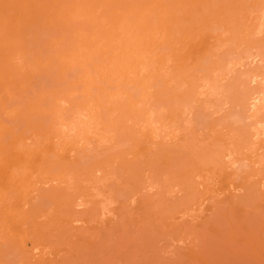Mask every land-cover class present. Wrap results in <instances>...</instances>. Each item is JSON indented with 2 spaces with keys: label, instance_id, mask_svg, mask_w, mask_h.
<instances>
[{
  "label": "rangeland",
  "instance_id": "1",
  "mask_svg": "<svg viewBox=\"0 0 264 264\" xmlns=\"http://www.w3.org/2000/svg\"><path fill=\"white\" fill-rule=\"evenodd\" d=\"M1 1V6L2 3H6L5 0ZM133 1L135 4L141 5L143 10L151 4V0ZM171 1L162 0L163 6L169 7L173 4V2L170 4ZM26 2H21V5L24 6L15 4L17 10L14 11L21 14L14 11L7 13L4 9L6 4L2 6L4 8L0 6L2 8H0V25L3 22L6 23L7 20L5 25L10 23L9 27L0 26V30H6L4 33L0 31L2 33H0V37L4 39H1L0 43V73L4 75L3 72L12 69L9 70L12 72V77L11 74H7L15 82L9 83L5 79L0 85V129L2 131V127L9 128L13 132L12 135L14 134L12 137L15 135L21 137L17 147L21 148L22 145L23 149L32 150V153H34L33 150H42L51 133L58 136V139L53 140V144H50L52 150L46 152V148H43L45 153L43 152L42 155L46 161L44 165H42L43 159L40 162V156H38L39 161L38 159L35 161L36 157L34 159L31 157L35 165L34 168L29 167L32 169V173H30L33 174L32 178L29 176L30 174L27 176V172L31 171L26 166V170L28 169L25 171L27 178L30 177L31 180L29 181L32 182L33 180L37 183H32V185L28 181L29 183L26 184L25 182V184L26 186H30L29 184L35 186L37 190L28 191L32 186L30 188L24 187L27 190L21 188L23 193L28 191L26 196L23 195V199H26V203H28L26 207L34 203V206H31L33 209L29 207V210L33 212L34 207L37 206V211L42 209L43 216L40 211H36L37 213L34 211L32 219L35 221L36 218L39 219L40 223L45 226L51 223L50 226L56 228L48 233V238L60 241L57 246L58 250H61L68 239L75 237L74 235L71 236V232L72 234L74 232V234L78 233V235L76 234V247L83 244L82 249L78 247L81 249H79L80 252L76 250V253L78 252L77 258H74L73 255V258L76 259V263L74 260L75 264H178L179 261L175 260L177 258L175 252H178L179 248V251L181 249L183 251L193 243L199 245L201 236L204 238L203 240L206 236L208 237V233L205 234L206 230H203L205 227L203 223L206 224L210 220L208 222L216 226L221 218L223 221L220 224H225V218L221 217L223 214L231 222L239 216L243 217V222L248 218V223H251V227H249L264 234V201H261L262 198L261 202L258 201L259 197L258 199L256 197L257 200H255V196L250 195L251 201V197L249 196L250 199L247 197V192L249 194L251 192L248 191L247 186L252 185L256 179L254 174L257 172L260 175L264 174V150H262L264 144L260 143L259 139L261 138L258 139L259 142L253 140L254 137L251 140V135H245L249 134L248 131L251 134L254 133L255 129L253 128H256V122L264 120L262 117L264 116V109H260L254 115L248 102L245 104L246 98L251 94L264 91V81H262L264 80V32H262L264 27L260 26L261 33L258 31L259 34H256L257 28H260L257 25H261L258 18L264 10V0H182L181 5L178 4L173 8L175 21L166 25L164 29L159 27L160 31L157 29L159 24L155 25V18L159 12L156 13V9L155 11L149 9L146 16L149 17V23L154 22L151 23L150 31L135 35L134 41L124 45L126 51L123 52L122 48L116 49L118 42L108 43L102 48L100 54L90 53L89 59L82 64L74 56L75 51L74 54H69L68 51L70 50L67 51L70 48L68 45H71L73 41L72 38H69L66 27L54 26L50 20L48 21L50 19L48 18L50 17L49 13H51L49 1L29 0L28 2L26 0ZM29 15L30 18H27ZM154 16L155 18H153ZM93 32H90L93 35L87 33V36L90 34L96 38L97 36ZM91 36L86 41L94 38ZM143 36H147V38H143ZM12 41L18 44L11 43ZM69 41L72 43L70 44ZM232 44L237 48L234 49ZM73 48L74 46H71V52ZM59 50H62V56L67 53V57L70 55L71 58H66L67 64H65L64 69L60 70H58L60 67H57L58 55L59 53L61 55ZM78 52L77 49L76 54ZM102 52L105 53L102 54ZM251 54L258 55L255 63H251L249 60ZM72 55L73 57H71ZM114 56H116L113 60L114 64L111 65L109 59ZM7 57L8 59H6ZM56 58L57 64L54 60ZM9 59L11 64H8L10 67L7 69ZM232 60L234 65L230 63ZM68 61L70 62L68 63ZM137 62H140V65ZM229 64L233 65L234 70L227 71L232 68ZM219 66L224 68V70L220 69L222 75ZM14 67L17 69L14 70ZM98 69L106 70L96 73ZM25 70L27 74H24ZM30 70L32 71L30 72ZM255 72L258 75L256 78L258 80L256 82L255 79L254 83H251L249 82L251 80L250 75L255 74ZM118 73L124 75L119 77ZM202 75L208 76L209 79L220 78L219 82L217 81L218 84L216 83V88L225 87L229 89L228 95L225 94V97L210 96L211 92L208 93L206 90V95H198V92L204 91L203 89L201 91L200 87V82L204 78ZM196 77L199 78V81ZM249 77L250 80H248ZM192 79L196 81L193 80V82ZM19 81L21 84L23 82L22 89L19 88L21 86H19L20 83L18 84ZM195 85H199L200 89ZM182 88L183 90L180 92L179 89ZM5 89L9 91L6 92L7 94L4 93ZM251 90L254 92L252 91L249 95ZM225 91L227 92V90ZM218 92L216 94L219 95ZM220 92L222 94V91ZM193 94L197 96L195 99L190 98L194 96ZM37 95H40L38 99ZM258 97L261 98L262 96L259 95ZM190 101L194 103L192 104ZM33 104H37L38 110L30 112V109H27L31 106H28H33ZM178 104L185 105L181 107ZM259 104L262 105L264 102L261 101ZM262 106L261 108H264ZM246 108H249L250 111ZM80 112L82 115L85 113L87 118H82L85 117L84 115L79 117L80 119L77 118L76 114ZM66 125H74L73 132H68L63 127ZM3 132L4 134L1 135L5 136H0V145L8 146L5 149L8 154L11 149L14 150V145L10 144L13 138L9 132ZM258 145H261L259 151L256 149L259 148ZM21 149L18 150L21 151ZM225 149L233 153L230 159L226 160V158L221 157V153H223L221 151ZM11 159L14 160L15 158ZM230 161L234 163L232 164ZM37 164V167L39 164L41 165L40 168L44 167L43 174L40 176L42 169L39 168L40 173H38ZM61 169H63L62 174ZM96 170L98 171L96 172ZM221 172L222 174H220ZM223 172L229 175V179ZM61 175H63V179H61V183H63L60 187L64 192L60 190L59 195L65 197L67 193L74 195L76 192L80 195L81 200L75 196L77 194L74 195V199L77 198L76 203L83 204L81 205L83 210L81 207L78 209L74 206L75 202L73 201L75 200H70L73 199L71 194L69 196L72 197H69V200L73 205L70 209H65L63 206V210L60 208L61 205L58 207L60 209L57 210L58 205L55 203L58 202L57 197L48 199L52 198L48 194L52 192L50 190L45 193V190H49L50 184L54 186L58 182L57 178ZM54 176H57L56 179ZM50 177L55 180L53 183L49 181V179L52 180ZM42 182L46 183L47 188ZM203 184L204 187H202ZM250 185L249 190L253 187ZM38 187L42 190L39 191ZM244 187L247 189L242 190ZM35 188L33 187V189ZM51 188L53 189V187ZM191 188H193L192 191ZM197 189L198 191H196ZM224 193L226 195H223ZM46 194L47 197H45L48 200L41 197ZM59 195L58 197H60ZM232 196L234 198L235 196H242V198L245 196L248 201L253 202L254 200L257 207L247 201L248 205L246 206V202H244L246 199L243 201L241 198H236L241 199L240 201L244 203L236 202ZM222 197L225 198L222 199ZM27 198L30 199V202ZM65 198L62 199L66 200L68 197ZM146 198L152 203L147 207L145 205ZM228 198L230 201L233 198L236 203L243 206L230 209V203H226ZM51 200L56 201L52 202ZM234 201L233 204H235ZM200 202L201 207L198 205ZM224 202L226 206H224ZM29 203L31 204L29 205ZM218 205L222 206L219 207ZM227 205L230 206L229 209ZM73 206L77 213H74L76 211L72 209ZM55 207L56 210H54ZM175 208L179 209L176 210ZM214 209H216L215 212ZM62 210L66 211L65 215ZM70 212L74 217L75 215L78 217L83 215L79 218L83 219L81 222L79 221L80 223L68 221L71 226H76V230L80 228L79 231H87L83 232L85 234L82 236L83 239L80 236L82 241L78 237L82 232L73 230L74 227L71 229L65 219L66 225L64 227L66 226V228L64 232L62 231L64 228L61 217L64 218L69 213L70 218H74ZM35 213L37 215H34ZM244 217L246 218L244 219ZM66 218L69 219L68 216ZM214 220H217L218 223ZM238 221L237 218L236 222L238 223ZM233 222L232 224H234ZM220 224L219 226L222 228ZM67 225L70 229L67 228ZM212 225L210 224L211 227ZM47 226L49 227V224ZM210 226L208 224L206 228ZM229 226L230 224L228 227L224 225L225 228H229ZM59 227L63 229L60 230ZM25 229L28 231V225L23 228L24 232ZM223 229L220 231L224 232ZM232 229L229 231L231 232ZM67 230L69 234L68 232L66 234ZM26 236L27 233L25 232L23 240L26 239ZM63 237L65 240L68 237L67 241H64ZM215 237L217 240V235ZM122 238L124 239L122 240ZM236 238L234 240H237ZM28 240L27 238V248L31 246ZM135 240L139 241L140 244L136 245L137 241L134 242ZM214 242L217 243L218 240H214ZM225 243L222 242L223 245H226ZM234 243L236 244V242ZM116 245L117 247L121 245L118 249L116 247L120 252L114 250ZM193 245L191 247H195ZM227 245L226 248L225 246L224 248L223 246L220 247L221 250L226 249L227 251L230 244ZM232 248L234 249V247ZM226 251L225 254L224 251H220V253L223 252L222 255L224 254L222 256L223 261H220L221 255L217 254L220 256L218 258L216 255L218 252L215 251V258L216 260L220 259L221 264H226L228 261L227 264H230L235 260H233L235 257H229L235 256L229 255L231 249L228 250L229 253L227 252L229 256H227ZM127 255H132V258L129 256L128 259ZM239 255L241 257V253ZM210 258L211 261H214L212 264H215L216 260ZM3 260L15 263L16 254L6 255ZM157 261L161 262L157 263Z\"/></svg>",
  "mask_w": 264,
  "mask_h": 264
},
{
  "label": "bare ground",
  "instance_id": "2",
  "mask_svg": "<svg viewBox=\"0 0 264 264\" xmlns=\"http://www.w3.org/2000/svg\"><path fill=\"white\" fill-rule=\"evenodd\" d=\"M1 1V0H0ZM22 1H25L26 2V0H5L4 2H6V3H2V6L3 5H5V8L4 7H2L1 6V3H0V6L2 7V8H4L5 9V11H7V13H9L10 11H14V10H17V9H15L16 7V5L17 4H20V6H24V5H21L22 3ZM28 2H29V0H27ZM31 1V0H30ZM33 1V0H32ZM49 1V5H50V7H51V13H49V15H50V17H48V18H50V19H48V21L50 20V22H52L51 24H53L54 26H59V27H62V26H64V27H66V29L68 30V34H69V38H72V41H73V43L72 42H70V44L72 43V44H74V45H68L70 48L69 49H67V51L68 50H70V51H68V52H70L69 54H74L75 53V55L74 56H76V58H78V60H76V61H78V62H81L80 64H82V63H84L85 61H87L88 59H89V57H88V55L90 54V53H96V54H100L101 53V51H102V48L103 47H105L108 43L110 44V43H114V42H118V46H117V48L116 49H121L122 48V50H123V52L124 51H126V46H124L126 43H128V42H130V41H134V37H135V35H141L142 33H146V32H148V31H150V29H151V27H152V25H151V23H149V17L148 16H146V13H147V11L150 9L151 11H155V9H156V13H158L159 12V14H158V16L155 18V16L153 17V18H155L156 19V21H155V25H158V27H157V29H158V31H160V29H159V27L160 28H162V29H164V27L166 26V25H169L170 23H172V22H174L175 21V15H174V13H173V8H174V6H176V5H178V4H180L181 5V1L182 0H172L171 1V3L170 4H172V2H173V4L172 5H169V7L168 6H166V7H164L163 6V3H162V0H151L150 1V6L148 7V8H145L144 10L143 9H141V5H139L138 3L137 4H135V2L133 1V0H48ZM1 2H3V0L1 1ZM24 3V2H23ZM27 3V2H26ZM35 3V2H34ZM16 4V5H15ZM27 4H29V3H27ZM33 4V3H32ZM36 4V3H35ZM28 6V5H27ZM153 6V7H152ZM0 7V8H1ZM151 7H152V9H151ZM1 8V9H2ZM154 8V9H153ZM100 9V10H99ZM167 9V11H165ZM21 10V9H20ZM99 10V12H97ZM2 11V10H1ZM14 12H18V11H14ZM259 12H261V11H259ZM19 13V12H18ZM98 13V14H97ZM258 13V12H257ZM19 14H21V13H19ZM23 15H24V13H22ZM260 14V13H259ZM98 15V16H97ZM15 16V15H14ZM28 16V15H27ZM26 16V17H27ZM11 18H12V16H11ZM17 18V17H16ZM27 18H30V15H29V17H27ZM26 18V19H27ZM32 18V17H31ZM151 18V17H150ZM134 21H133V20ZM152 19V18H151ZM259 22H261V25L259 24V25H257L258 27H264V26H262V25H264V10H262V12H261V15L259 16ZM258 19H257V24H258ZM132 20V21H131ZM157 20H159V22H157ZM131 21V22H130ZM152 21V20H151ZM7 22H8V20H7ZM6 22V23H7ZM9 22H10V19H9ZM14 22H15V20H14ZM6 23H2L0 26H3L4 25V27L6 26L5 24ZM154 23V22H153ZM152 23V24H153ZM158 23V24H157ZM10 23H8L7 24V26L9 25ZM6 26V27H7ZM3 27V29H5ZM9 27V26H8ZM261 27L258 29L257 28V32H256V34L258 33L259 34V32H260V30H261ZM7 29V28H6ZM88 29V30H87ZM138 30V31H137ZM0 31H2V30H0ZM4 31L6 32V30H3L2 32L4 33ZM93 32V33H95L94 35H96L97 37L95 38L94 36V38L91 36V35H93V34H91L90 32ZM137 31V32H136ZM259 31V32H258ZM262 32H264V30H262ZM1 33V32H0ZM87 33H90V34H88V36H87ZM255 33V32H254ZM261 33V32H260ZM2 34V33H1ZM0 34V35H1ZM94 39H89V40H91V41H86V39H88L90 36ZM164 35V34H163ZM6 36V35H5ZM146 38H147V36H145ZM144 36H143V38H145ZM1 37H0V43H1ZM7 39V38H6ZM2 40H4V39H2ZM8 40V39H7ZM103 40H104V42H103ZM8 42V41H7ZM10 42V41H9ZM16 42V41H15ZM17 42H19V41H17ZM11 43H14V41H12ZM21 43V42H20ZM14 44H18V43H14ZM224 44V43H223ZM229 44V43H228ZM4 45V44H3ZM10 45H13V44H10ZM234 47H235V45L234 44H232ZM71 46H74V48L72 49V52H71ZM124 46V47H123ZM237 47H235L234 49H236ZM77 49L79 50V52L76 54V51H77ZM88 50H89V52H88ZM75 51V52H74ZM58 52H61V55H60V53H59V57H58V64L56 63V61H57V58L56 59H54L55 60V63L57 64V67H60L58 70H60V69H64V66H66L65 64H67V59L66 58H70V55H68V57H67V53H64L65 55L64 56H62L63 55V53H62V50H59ZM74 52V53H73ZM138 52V51H137ZM103 53H105V52H102V54ZM256 53V52H255ZM254 53V54H255ZM257 56L258 55H253V54H251V55H249V58H247V59H249L250 60V62L251 63H255L256 61H257ZM57 57V56H56ZM71 57H73V55L71 56ZM115 57L116 56H114L113 58H110L109 60H110V62L112 63H110L111 65H113L114 63H113V60H115ZM141 57V56H140ZM246 57V56H245ZM248 57V56H247ZM6 59H8V57L6 58ZM5 59V61L7 62V60ZM65 59H66V61H65ZM71 59V58H70ZM259 59V58H258ZM108 60V61H109ZM242 60V59H241ZM9 62L7 63V66H8V68L7 69H9V63H10V59L8 60ZM70 61H68V63H69ZM220 63H221V61H219ZM218 62V63H219ZM224 62H226V61H224ZM228 62H229V60H228ZM233 62V60L230 62V63H232ZM236 62V61H235ZM239 61L237 60V63H238ZM138 63V62H137ZM11 64V63H10ZM139 65H140V62L138 63ZM223 64H225V63H223ZM233 65H234V63H232ZM236 64V63H235ZM240 64V63H239ZM220 65V64H219ZM230 65V64H229ZM233 65L231 66L232 68H230L229 70H227V71H230L231 69L232 70H234L233 69ZM238 65V64H237ZM237 65H235V66H237ZM56 66V65H55ZM121 66H123V65H121ZM135 66H137V65H135ZM213 66V65H212ZM225 66V65H224ZM227 66H228V63H227ZM240 66V65H239ZM254 66H256V65H254ZM6 67V66H5ZM11 67H13V65H11ZM32 67V66H31ZM140 67V66H139ZM138 67V68H139ZM211 67V66H210ZM216 67H218V64H216ZM221 66H219V71H220V69H223L224 70V68L222 67V68H220ZM226 67V66H225ZM15 68V67H14ZM212 68V67H211ZM229 68V66L227 67V69ZM17 68H15L14 70H16ZM32 69V68H31ZM210 69V68H209ZM10 71L12 70V69H9ZM9 70H7V72L5 71V72H3L4 73V75L2 74V73H0L1 75H0V85H1V82L2 81H4L5 79H7L8 81L7 82H9V83H15L13 80H12V72H9ZM103 69H98L97 70V72L96 73H98V71L100 72V71H102ZM106 70V69H105ZM105 70H103V71H105ZM218 70V69H217ZM222 70V71H223ZM28 71H29V69H28ZM27 71V72H28ZM32 70H30V72H31ZM33 71H34V69H33ZM219 71H218V73H219ZM226 71V72H227ZM213 72L215 73V70H213ZM213 72H211L210 71V73H213ZM221 72V71H220ZM223 72H225V71H223ZM11 74L10 76H8V74ZM26 73V70H25V72H24V74ZM29 73V72H28ZM209 73V74H210ZM214 73H213V75H214ZM217 73V74H218ZM232 73V72H231ZM27 74V73H26ZM207 74V73H206ZM217 74H215L216 75V77H217ZM224 74V73H223ZM228 74V73H227ZM250 74H252V73H250ZM257 74H259L258 72H257ZM122 75H124V74H122V73H118V76L119 77H121ZM220 75V74H219ZM219 75H218V77H219ZM221 75H222V72H221ZM220 75V76H221ZM252 75H254V76H252ZM252 75H250L251 76V80H250V77L248 78V80H250L249 82H253L254 83V81H255V79L258 77V75H256V72H255V74H252ZM203 76V75H202ZM204 78H203V80L200 82L201 83V85H200V87H201V91H202V89L205 91H208V93H210L211 92V94H210V96H213V95H217V96H220V97H225V94H227L228 95V93L230 92V90L229 89H226L225 87H219L220 89H217L216 87H217V84H218V82H219V79L220 78H217L216 79V77L213 79H209V78H207L206 76H203ZM206 77V78H205ZM211 77H212V75H211ZM197 78V77H196ZM261 79V78H260ZM259 79V80H260ZM193 80H195V79H192V81ZM197 80L199 81V78H197ZM200 80H201V78H200ZM257 80L258 79H256V82H257ZM183 81V80H182ZM181 81V83H184V82H182ZM196 81V80H195ZM218 81V82H217ZM262 81H264V80H262ZM262 81H260V82H262ZM22 82V81H21ZM194 82V81H193ZM255 82V83H256ZM20 83V81L18 82V84ZM196 83V82H195ZM194 83V84H195ZM217 83V84H216ZM22 84H23V82H22ZM22 84L20 83L19 84V88L20 89H22ZM194 84H192V85H194ZM220 84V83H219ZM185 85V84H184ZM183 85V86H184ZM191 85V86H192ZM16 86V85H15ZM18 86V85H17ZM196 86V85H195ZM179 87H180V84H179ZM185 87H186V85H185ZM189 87V86H188ZM196 87H198L199 88V85L198 86H196ZM192 88H194V87H192ZM200 89V88H199ZM217 89V90H216ZM223 89V90H222ZM247 89V88H246ZM258 89H260V88H258ZM8 89H5L4 91V93H8L9 91H7ZM179 90H181L180 92H182V90H183V88L182 89H179ZM225 90H227V92L225 91ZM229 90V91H228ZM199 91V90H198ZM204 91H202V92H198V95H200V96H203V94L204 95H206V91L204 92ZM210 91V92H209ZM219 91V92H218ZM220 91H222V94H221V92ZM254 92V90H251L250 91V93H249V95L251 94V92ZM260 91V90H259ZM190 92H192V91H190ZM194 92V91H193ZM192 92V93H193ZM212 92H214V93H212ZM219 93V95L218 94H216V93ZM6 93V94H7ZM186 93V92H185ZM223 93H224V95H223ZM182 94V93H181ZM9 95H10V93H9ZM184 95H186V94H184ZM194 96L193 97H190V98H192V99H195V96H196V94H193ZM208 95V94H207ZM227 95H226V97H227ZM259 95H261L262 97H264V91H260V92H257V93H253V94H251L249 97H247V95H246V97L248 98H246V101H245V104L248 102V105L249 106H251V107H249V106H247V107H249L250 108V110H252L251 112H253L254 113V115H255V113L257 114L259 111H260V109H264V108H261V106L262 105H264V104H259V103H261V101L262 102H264V100H262V99H264V98H260V97H258ZM40 96V95H39ZM38 95L36 96L37 97V99H38V97H39ZM197 97V96H196ZM242 98H244V97H242ZM244 98V99H245ZM260 98V99H259ZM178 100V99H177ZM239 100V99H238ZM192 101V100H191ZM190 101V102H191ZM243 101V100H242ZM192 103V102H191ZM194 103V102H193ZM192 103V104H193ZM243 104H244V102H243ZM142 105V104H141ZM174 105V104H173ZM175 105H177V104H175ZM179 105H181V107L183 106V105H185V104H178V106ZM188 105H190V104H188ZM261 105V106H260ZM31 106V107H30ZM186 106H187V104H186ZM192 106V105H191ZM244 106V105H243ZM28 107H30V108H28L27 110H29L30 109V112L31 111H37L38 110V106H37V104L36 105H34L33 104V106L32 105H29ZM188 107V106H187ZM262 107H264V106H262ZM184 108V107H183ZM190 108H192V107H190ZM249 108H246V109H248L249 110ZM188 109V108H187ZM185 110V109H184ZM189 110V109H188ZM249 110V111H250ZM82 111V110H81ZM84 111H85V109H84ZM82 113H83V111H82ZM82 113L80 112V113H78V114H76L78 117L77 118H79V117H82L83 115L85 116V117H82V118H87V116H86V114L84 113L83 115H82ZM253 113H251V114H253ZM81 114V115H80ZM18 115V114H17ZM88 115V114H87ZM253 115V116H254ZM262 115V114H261ZM260 115V116H261ZM253 116H251V117H253ZM131 117V116H130ZM130 117H128V118H130ZM255 117V116H254ZM262 117H264V116H262ZM258 118H259V116L257 117V120H258ZM80 119V118H79ZM260 119H262V118H260ZM259 119V120H260ZM131 120V119H130ZM253 120L255 121V119L253 118ZM144 122V121H143ZM136 123V122H135ZM255 123V122H254ZM257 124L255 125L256 126V128L254 127H252L253 129H255L254 131V133H252L251 134V132L250 131H248L249 132V134H245V135H251L250 137H251V140H252V138L254 137V139L253 140H257V141H259L260 143H262V144H264V120H262V122L261 121H257L256 122ZM71 124V123H70ZM138 124V123H137ZM260 125V126H259ZM257 126H258V129H257ZM64 128H66V130L68 131V132H70V131H72L73 132V129H74V125H66V126H63ZM5 128V129H4ZM2 127V131H1V129H0V132H2V133H0V136L1 137H4L3 135H1V134H4V132L3 131H5V132H9V134L11 135V137L14 135H12V131L8 128L7 129V127ZM259 129H261V130H259ZM252 130V129H251ZM11 132V133H10ZM245 132V131H244ZM247 132V133H248ZM8 133H6V135H9ZM59 135V134H58ZM60 136V135H59ZM166 136H168V135H166ZM249 136H248V139H250L249 138ZM14 137H16V135L14 136ZM14 137H12L13 139V141L11 140L10 141V144H13L14 145V147H13V149L14 150H12L11 149V151H9L10 153H6V151H5V149H7V147L8 146H6V145H0V264H75L76 263V259H74V258H77L76 256H77V253H76V250H78L79 251V249L81 248L82 249V246H83V244H81L80 246H78V247H80V248H78V247H76V240H77V235H78V233H76V234H74V232H73V234H72V232H71V236L72 235H74L73 237V239H74V241H73V239H68V237L66 238V240L64 239V237H63V239H64V241H67V239H68V241L67 242H65L64 243V245H63V247L61 248V250H58L57 249V246L60 244V241L58 242V241H55V239L54 240H50L49 238H48V236H49V232H51L52 231V229L54 228V227H52V225L50 226V224L51 223H48L49 224V227L46 225H43L42 223H40V221H39V219H37L36 218V221L38 220L39 222H36L34 219H32V214L34 213V211L36 212L37 211V209L34 207V211L32 212V210H29L30 208L29 207H33L34 205V203L31 205V206H29L28 207V205H27V207H28V209H26L27 207H26V204H28V203H26L27 201H26V199H23V197L24 196H26V194H27V192L28 191H30L31 192V189L34 191V190H37V188H35V186H32L33 184L32 183H37V182H34L33 180H32V182L31 181H29V180H31V178H32V175L33 174H30V173H32V169H30L31 167L32 168H34L35 167V165H34V161H32L35 157H36V160L35 161H37V159H38V161H39V157L38 156H40V162H41V160L42 161H44L45 160V157H44V155H42L43 154V152L45 151V150H43V148L45 147L46 148V152H49L50 150H52V147H51V145L50 144H53V140H55V139H58V136H57V134H54L53 133V135H52V133H51V135L50 136H48V138L46 139V141L48 140V142H47V144H45L44 145V147L42 148V150L41 149H38V151L37 150H33V152L34 153H37V154H34V153H32L30 150H26V149H23L22 148V145H21V148L23 149H21V148H19V147H17V145L19 146V142H20V138L17 136L16 138H14ZM259 138H261V139H259ZM172 139V138H171ZM259 139V140H258ZM170 140V139H169ZM49 143V144H48ZM260 143H257V144H260ZM1 144V143H0ZM9 145V144H8ZM259 146V145H258ZM40 147V146H39ZM261 145L259 146V148H256L257 149V151H259L261 148ZM38 148V147H37ZM70 148V147H69ZM262 148H264V146H262ZM18 149H21V151L20 150H18ZM255 149V150H256ZM39 150H41V151H39ZM262 150H264V149H262ZM8 151V150H7ZM30 151V152H29ZM36 151V152H35ZM256 151V152H257ZM221 152H223V153H221L222 154V158H226V160L227 159H230V156H232L233 155V153L232 152H230V150H227V149H225V150H223V151H221ZM5 153V154H4ZM45 153V152H44ZM69 153H71V151H69ZM253 153V152H252ZM67 154V153H66ZM72 154V153H71ZM70 154V155H71ZM223 154H224V156H223ZM7 155V156H6ZM10 156V158H9V156ZM36 155V156H35ZM42 155V156H41ZM219 155H220V153H219ZM6 156V157H5ZM67 156H69L68 154H67ZM31 157L33 158V159H31ZM38 157V158H37ZM42 157V158H41ZM11 158H15L14 160H12ZM9 159V160H8ZM63 159H65L64 157H63ZM31 161H32V164H31ZM232 161V160H231ZM230 161V162H231ZM27 162V163H26ZM29 162V163H28ZM45 162L46 161H44V163L42 164V165H44L45 164ZM229 162V161H228ZM232 163V162H231ZM231 163H228V164H230L231 165ZM234 163V162H233ZM232 163V164H233ZM27 164H29V165H27ZM41 164V163H40ZM39 164V167H37L38 166V164L36 165V168H37V170H38V173H40L41 172V174H39V176L40 175H42L43 174V166H42V168H40L41 167V165ZM31 165H34V166H31ZM26 166H28V169H30V171L31 172H27V176L29 175L30 177L29 178H27V176H26V172L25 171H28V169L26 170ZM70 166H72V165H70ZM30 167V168H29ZM39 168H40V172H39ZM64 169V168H63ZM63 169H61V174H62V170ZM96 169V168H95ZM94 169V170H95ZM93 170V171H94ZM98 170H96V172H97ZM95 172V173H96ZM99 173V172H98ZM220 174H222V172L220 173ZM219 174V175H220ZM223 174L227 177L228 176V179H229V175H227L226 173H224L223 172ZM257 174H258V172H257ZM257 174H254L255 176H256V179H258L257 181H256V179L254 180V183H252V185H253V187H251L252 185H250V187L252 188L251 190H249V185L247 186V188H248V191H251L250 192V194H249V192H247V190H246V192L248 193V196L247 197H249L250 195L252 196V197H254L255 196V200H257L258 199V197L260 198V199H258V201H260L261 200V198H262V200L261 201H264V174H262V175H260V174H258L259 175V178H258V175ZM218 175V176H219ZM195 176V175H194ZM55 177H57V176H54V179H56ZM253 177V176H252ZM52 180H50L49 179V181H52V183H53V181H55L54 179H53V177H50ZM255 178V177H254ZM27 179V180H26ZM48 179V178H47ZM61 179H63V175H61V176H59L58 178H57V181L58 182H56L57 183V185H56V183H55V187L53 186V185H51L50 183V186L51 187H53V189L51 188V187H49L48 186V189L49 190H45V193L46 192H49L50 190V192H52V193H48L50 196H52V198L50 197V198H48V199H54L55 197H57L56 199H57V201L58 202H60V203H58V202H55L56 200H53L55 203H57L56 205H58L57 206V210L58 209H63V206H65L64 208L65 209H67V208H71V205H73L72 204V202L70 201V200H75V201H73V202H75V204H74V206H76V207H78V209H79V207H81V209H82V206L81 205H83L82 203H81V199L79 198L80 197V195H78L76 192L74 193V195L75 194H77V195H75V196H77V198H79L78 200L80 201V203L81 204H78V203H76L77 202V198H75L74 199V195L73 194H71V193H67V194H65V197L67 198H65V197H63L62 195L60 196L59 194L61 193V191L62 192H64L63 190H62V188L60 187L61 186V184L63 183H61ZM202 179V178H201ZM200 179V180H201ZM31 182V184H29L30 186H26V184H28L29 182ZM63 181V180H62ZM195 181V180H194ZM206 181V180H205ZM25 182H26V184H25ZM200 182V181H199ZM201 182H202V180H201ZM207 182V181H206ZM41 183V182H40ZM43 183V182H42ZM195 183V182H194ZM231 183V182H230ZM256 183V184H255ZM44 185L46 184V183H43ZM193 184V183H192ZM198 184V183H197ZM200 185L202 184V183H199ZM48 185V184H47ZM199 185V186H200ZM207 185V184H206ZM32 186V187H31ZM46 186V185H45ZM147 186V185H146ZM150 186V185H149ZM194 186V185H193ZM232 186H233V183H232ZM235 186V185H234ZM237 186V185H236ZM244 186H246V185H244ZM24 187H27V188H30L28 191H24V193H23V189L24 190H27V188L25 189ZM33 187L35 188V189H33ZM192 187V186H191ZM198 187V186H197ZM202 187H204V184L202 185ZM225 187V186H224ZM21 188H23V189H21ZM39 188V187H38ZM44 188V187H43ZM46 188H47V186H46ZM189 188V187H188ZM194 188V187H193ZM193 188H191V191H192V189ZM237 188V187H236ZM246 187H244L242 190H244ZM246 188V189H247ZM20 189V190H19ZM187 189V188H186ZM195 189H196V187H195ZM200 189H201V187H200ZM40 190H42V189H40L39 188V191ZM61 190V191H60ZM178 190V189H177ZM176 190V191H177ZM189 190V189H188ZM224 190H226V189H224ZM227 190H229L228 188H227ZM226 190V191H227ZM237 190V189H236ZM239 190V189H238ZM22 191V192H21ZM183 191V190H182ZM195 191V190H194ZM196 191H198V189L196 190ZM230 191V190H229ZM58 192V193H57ZM134 192V191H133ZM147 192V191H146ZM224 192V191H223ZM222 192V193H223ZM23 193V194H22ZM35 193H37V192H35ZM44 193V194H45ZM135 193V192H134ZM134 193H132V194H134ZM136 193H138V192H136ZM176 193V192H175ZM190 193V192H189ZM192 193V192H191ZM195 193V192H194ZM226 193V192H225ZM223 194V195H226V194ZM228 193H230V192H228ZM12 196H11V195ZM25 194V195H24ZM60 196V197H58V195ZM73 195V199H70L69 197H72V196H69V195ZM196 194V193H195ZM194 194V195H195ZM237 194V193H236ZM24 195V196H23ZM64 195V194H63ZM138 195H140V194H138ZM233 195V194H232ZM47 197V194L46 195H43V196H41L42 198H44V197ZM230 196V195H229ZM243 196V195H242ZM242 196H235V198H234V200L236 201V202H240V203H244V202H250L251 204H254V200H253V202H251L252 201V197H251V201L249 200H247L248 198H246L245 196H244V198H242ZM45 197V198H46ZM49 197V196H48ZM138 197V196H137ZM226 198H227V196H225ZM225 197H222V199L223 198H225ZM231 197V196H230ZM229 197V198H230ZM250 197H249V199H250ZM256 197H257V199H256ZM58 198H60V200H58ZM65 198L66 200H63V199ZM228 198V201L226 202V203H230V205H231V208H230V206H228L227 205V207H228V209L230 208V209H234V208H241L242 206H241V204H238V203H236L234 200H233V198H231L232 200L230 201V199ZM236 198H241L244 202H242V201H240L241 199H236ZM39 199V198H38ZM47 199V198H46ZM47 199V200H48ZM70 199V200H69ZM180 199V198H179ZM221 199V198H220ZM25 200V201H24ZM27 200H28V202H30V199L29 198H27ZM133 200V199H132ZM146 200H147V198H146ZM225 200V199H224ZM239 200V201H238ZM24 201V202H23ZM52 201V200H51ZM52 201V202H53ZM71 203H69V202ZM78 201V202H79ZM141 201V200H140ZM221 201V200H220ZM235 202V204H233L232 202ZM260 201V202H261ZM148 202V203H147ZM219 202V201H218ZM221 202H223V201H221ZM246 202V203H247ZM138 203V202H137ZM194 203V202H193ZM245 203V205L247 206L248 205V203L246 204ZM31 203H29V205H30ZM60 204V205H59ZM85 204V203H84ZM152 203H151V201L149 200H147L146 202H145V205H146V207L147 206H150ZM199 204H201V202L200 203H198V205ZM205 204V203H204ZM220 204H222V203H220ZM233 204V205H232ZM62 205V207H60V208H58L59 206H61ZM86 205V204H85ZM238 205H239V207H238ZM35 206H36V204H35ZM69 206V207H68ZM74 206H73V210L74 211H76L75 209L76 208H74ZM135 206V205H134ZM200 206V205H199ZM219 206V205H218ZM222 206V205H221ZM221 206H219V207H221ZM224 206H226L225 205V202H224ZM233 206H237V207H233ZM249 206H250V204H249ZM253 206V205H252ZM257 207V205L256 204H254V207ZM31 207V209H33ZM86 207V206H85ZM191 207V206H190ZM198 207V206H197ZM201 207V206H200ZM204 207V206H203ZM202 207V208H203ZM233 207V208H232ZM245 207V206H244ZM251 207V206H250ZM145 208V207H144ZM149 208V207H148ZM195 208V207H194ZM205 208H206V206H205ZM253 208V207H252ZM69 209H68V212H69ZM71 209V210H72ZM176 210H178L177 208H175ZM195 209H197V208H195ZM204 209V208H203ZM216 209H217V207H216ZM216 209H214V212H215V210ZM254 209V208H253ZM41 210L42 209H39V211L41 212ZM54 210H56V207H55V209ZM64 210V209H63ZM62 210V211H63ZM83 210V209H82ZM129 210V209H128ZM213 210V209H212ZM218 210V209H217ZM224 210V209H223ZM222 210V211H223ZM39 211H37V212H39ZM194 211V210H193ZM231 211V210H230ZM36 212V213H37ZM64 212V211H63ZM66 212V211H65ZM65 212H64V215H65ZM202 212V211H201ZM34 214V215H37V214ZM73 213V212H72ZM74 213H77V211L76 212H74ZM176 213V212H175ZM181 213H183V212H181ZM203 213V212H202ZM39 215H40V213H38ZM43 214V212H41V215ZM67 214V213H66ZM70 214H71V212H70ZM34 215H33V217H34ZM38 215V216H39ZM82 215V214H81ZM81 215H79V217L78 216H76L75 215V217H74V215L73 214H71V216L72 217H74V218H70V215H69V213H68V215H66V217L68 216L69 217V219L68 218H66V217H61L63 220V228L62 227H59L58 229H60L61 230V228L63 229L62 231L64 232V230H65V228H66V226L64 227V225H66L65 223H64V219H65V221H67L66 223L68 224V225H70L71 226V224H69L68 223V221H70V223H73V222H81V220H83V219H79L80 217H82ZM173 215V214H172ZM186 215V214H185ZM43 216V215H42ZM188 216V215H187ZM227 216V215H226ZM35 217H37V216H35ZM76 217H78V219H75ZM186 217V216H185ZM184 217V218H185ZM193 217V216H192ZM197 217V216H196ZM221 217H224L225 219H224V221H226V223L229 225L230 224V226H229V228H227L228 227V225L225 223V224H223V223H221L220 224V222H222L223 220L220 218H218L219 220H221L219 223H218V221L217 220H214V222L215 221H217V227L213 224V223H210V222H208V221H210V220H208L207 221V223L205 224V223H203V225H205V227H204V229L203 230H206L205 232V234H207L208 235V237H209V239H208V237L206 236V235H204V236H206V238H205V240H203L204 238H202V236L200 237V234H199V237L201 238V245H200V243H199V245L198 244H194L193 242V244L195 245V247H191L193 244H191V246L189 247V245L187 246V248L185 249V250H183L182 251V249L179 251V249H178V252L176 251L174 254H175V257H177L175 260L178 262V264H212L214 261L212 260L211 261V258L210 257H212V258H214V260H216V258H215V251H217L218 252V250H219V248L221 247L222 248V246H223V248H224V246H225V248H226V245L227 246H229V244H230V246H229V249H227V251H226V249H223V250H221V248H220V250H219V252L218 253H216V255L217 254H219V255H221V257L219 256V255H217L218 256V258L220 257L221 258V260L220 259H218V260H216V263L215 264H221V262L220 261H223V259H222V256L225 254V251H226V254H227V252L229 253V251H230V249H231V251L233 250V253H231V251H230V254L229 255H235V256H229L228 254H227V256H229L230 258H233V257H235V258H233V263H230V264H264V234H262V232H260V231H256V230H254V228H250L251 227V223H248L249 222V219L248 218H246V217H244V219L246 218V220H244V222H243V217L242 216H239V217H237L238 218V223L236 222V219H234V220H232V222L234 223V224H232V222H231V220H228L227 219V217H225V214H223V216H221ZM171 218L173 219V217L171 216ZM183 218V217H182ZM208 218V217H207ZM213 218V217H212ZM242 218V219H241ZM66 219H68V220H66ZM175 219V218H174ZM209 219H211V218H209ZM248 219V220H247ZM35 222H34V221ZM51 220H52V218H51ZM206 220V219H205ZM242 220V221H241ZM187 221V220H186ZM241 221V222H240ZM245 221H247L246 223H245ZM49 222V221H48ZM79 222V223H80ZM177 222V221H176ZM188 222V221H187ZM235 222H236V225H235ZM78 223V224H79ZM183 224V223H182ZM181 224V225H182ZM208 224H209V226H210V224L212 225H214L215 227H216V229L218 228V230L216 231V229H215V227L212 225V227L210 226L209 228H206V227H208ZM219 224L220 225H222V228H224L223 230H224V232H221L220 230H222V228H220L221 226H219ZM28 225V231H27V229H25L26 231V233H27V236H26V239L28 238L29 240H28V242L30 243V247L29 248H27V246H26V239H24L23 240V236H24V234H25V232L23 231V228L24 227H26ZM68 225H67V228H68ZM76 225V224H75ZM180 225V224H179ZM180 225V226H181ZM224 225H226L227 227L225 228L224 227ZM234 225V226H233ZM240 225V226H239ZM243 225V226H242ZM232 226H233V229H232ZM239 226V227H238ZM250 226V227H249ZM72 227H74V225L73 226H71V229H72ZM77 227H79V226H77ZM76 228V226L74 227V229L73 230H75V231H79V229H75ZM220 228V229H219ZM234 228H235V230H234ZM56 228H54V230H55ZM68 229H70V228H68ZM81 229H82V227H81ZM209 231H208V230ZM214 230V232H216L215 233V235H214V232H213V230ZM229 229H232L231 230V232L229 231ZM72 230V231H73ZM175 230V229H174ZM194 230V229H193ZM212 232H211V231ZM81 231V230H80ZM79 231V232H80ZM173 231V230H172ZM195 231V230H194ZM221 232V234L219 235V233ZM256 231V232H255ZM67 232H68V234H69V231L67 230L66 231V234H67ZM82 233L78 236L79 237V239L81 240V238L83 239V235H85V234H83V232H84V230H82L81 231ZM85 232H87L86 230H85ZM84 232V233H85ZM127 232V231H126ZM58 233H60V232H58ZM123 233V232H122ZM174 233V232H173ZM198 233V232H197ZM218 233V234H217ZM258 233V234H257ZM109 234H111L110 232H109ZM108 234V235H109ZM121 234V233H120ZM123 234H126L125 232L123 233ZM122 234V235H123ZM180 234V233H179ZM228 234V235H227ZM60 235V234H59ZM61 235H63V234H61ZM65 235V234H64ZM113 235V234H112ZM210 235V236H209ZM217 235V237H218V235H219V237H218V244L216 243V242H214V240L215 241H217L216 240V236ZM222 235V236H221ZM224 235V236H223ZM66 236V235H65ZM80 236H81V238H80ZM121 236V235H120ZM150 236V235H149ZM203 236V237H204ZM147 237V236H146ZM224 237H225V239H224ZM230 237V238H229ZM237 237V238H236ZM61 238V237H60ZM59 238V239H60ZM139 238V237H138ZM210 238H212V239H210ZM215 238V239H214ZM223 239V241H222V239ZM229 238V239H228ZM237 239V240H234V239ZM62 239V238H61ZM78 239V240H79ZM119 239H120V237H119ZM124 238H122V240H123ZM180 239H182V238H180ZM209 240V244H208V240ZM220 239V240H219ZM240 241H239V240ZM70 240V241H69ZM79 240V241H80ZM138 240V239H137ZM137 240H135L134 242H136ZM141 240V239H140ZM149 240V239H148ZM187 240V239H186ZM207 240V241H206ZM82 241V240H81ZM142 241H144V240H142ZM142 241H141V245H142ZM182 241H184V240H182ZM225 241H227V243H225ZM237 241H239V243L237 244ZM133 242V243H134ZM191 242V241H190ZM206 242V243H205ZM211 242H214V243H211ZM220 242V243H219ZM222 242H223V244L225 243L226 245H223L222 244ZM229 242V243H228ZM234 242H236V244L239 246V248H238V246L234 243ZM86 243V242H85ZM84 243V244H85ZM144 243V242H143ZM182 243V242H181ZM216 243V244H215ZM233 243V244H232ZM78 244H80V243H78ZM136 245H138V244H140V242L139 241H137L136 243H135ZM185 244H187V243H185ZM218 245V246H214V245ZM219 244H222L221 246L219 245ZM241 246H240V245ZM129 245H130V243H129ZM148 245V244H147ZM193 245V246H194ZM121 245H119L118 247H117V245L116 246H114V250L116 249V247H117V249L120 247ZM237 246V248L235 249V247ZM243 246V247H242ZM77 249H76V248ZM177 247V246H176ZM232 247H234V249L232 248ZM242 247V248H241ZM123 248V247H122ZM139 248V247H138ZM140 248H141V246H140ZM213 248H214V250H213ZM217 248V250H215ZM228 248V247H227ZM80 249V250H81ZM116 249V250H117ZM177 249V248H176ZM115 250V251H116ZM137 250H139V249H137ZM229 250V251H228ZM234 250H235V252H234ZM237 250H239V251H237ZM117 251H119V250H117ZM135 251V250H134ZM134 251H133V253H134ZM139 251H141V250H139ZM175 251V250H174ZM220 251H224V254L222 255L221 253H223V252H221L220 253ZM80 252V251H79ZM120 252V251H119ZM138 252V251H137ZM142 252V251H141ZM238 252V253H237ZM16 254V261H15V263H11V262H7V261H4L3 260V258L6 256V255H9V254ZM75 253H76V255H75ZM241 253V257H239L240 254ZM172 254H173V252H172ZM73 255L75 256L74 258H73ZM212 255H214V256H212ZM128 256V255H127ZM129 256H131L130 258H132V255H129ZM129 256H128V259H129ZM127 258V257H126ZM156 258V257H155ZM156 259H158V258H156ZM224 259L227 261V259L224 257ZM74 260H75V263H74ZM159 260V259H158ZM174 260V261H175ZM220 260V261H219ZM220 263H219V262ZM231 261V260H230ZM161 261H157V263H160ZM229 262V261H228ZM227 262V263H228ZM164 263V262H163ZM169 263V262H168ZM170 263H171V261H170ZM224 263H225V261H224ZM226 263V264H227ZM156 264V263H155ZM160 264H162V263H160ZM165 264H167V263H165Z\"/></svg>",
  "mask_w": 264,
  "mask_h": 264
}]
</instances>
